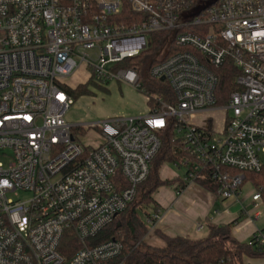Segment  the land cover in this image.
<instances>
[{
  "label": "built area",
  "instance_id": "1",
  "mask_svg": "<svg viewBox=\"0 0 264 264\" xmlns=\"http://www.w3.org/2000/svg\"><path fill=\"white\" fill-rule=\"evenodd\" d=\"M163 32L148 80L168 83L173 100L125 65ZM228 60L236 89L218 103ZM83 65L95 82L129 85L154 104L140 117L71 123L65 80ZM215 110L226 112L222 131L191 122ZM85 125L100 129V144L78 142ZM170 127L186 153L174 162L185 168L180 190L205 182L238 198L246 173L264 168V0H0V157L11 153L0 161V264H126L121 240L88 241L135 201ZM19 192L29 197H10ZM262 200L256 189L254 208ZM68 235L79 244L70 257L61 250Z\"/></svg>",
  "mask_w": 264,
  "mask_h": 264
},
{
  "label": "trees",
  "instance_id": "2",
  "mask_svg": "<svg viewBox=\"0 0 264 264\" xmlns=\"http://www.w3.org/2000/svg\"><path fill=\"white\" fill-rule=\"evenodd\" d=\"M192 1L196 7H203L211 2V0ZM167 35L164 32L152 34L151 46L148 51L129 58L125 65L134 67L138 65L141 80L147 86L152 85L155 88L153 90L158 92L162 99L173 100L174 93L168 83L158 82L152 84L148 80L149 68L152 63H155L156 55L166 44ZM174 43L172 42L173 52L184 50L182 47L175 46ZM217 74L219 78L218 103H224L229 94L236 89L234 76L238 74V70L234 69L233 63L228 60L217 71ZM94 83L96 82L90 78L86 83L79 84L77 87L67 86L66 90L74 98V101H77L82 96L90 93L89 87ZM181 145L182 143L175 135L173 127L162 134L161 149L152 161L148 178L138 185L135 201L125 211L119 213L95 237L89 239L88 243L94 246L111 239L121 240L124 244V251L119 261H125L126 264H247L246 259L264 258V239H259L257 233L247 242L240 241L233 235L232 228L239 218L229 223H209L208 234L202 238L180 235L170 236L160 229H155V234L165 244L163 246H146V248H142L145 237L151 229L143 218V214L146 217H152V214L159 210V204L154 199V193L164 185L184 186V182L179 176L172 179H163L159 174V169L164 163H174L186 154L179 149ZM246 180L260 190L264 200V168L259 172H247ZM199 185L211 192L216 190L209 183L201 182ZM78 248V241L72 235L66 236L61 246L62 252L68 257Z\"/></svg>",
  "mask_w": 264,
  "mask_h": 264
},
{
  "label": "rangeland",
  "instance_id": "3",
  "mask_svg": "<svg viewBox=\"0 0 264 264\" xmlns=\"http://www.w3.org/2000/svg\"><path fill=\"white\" fill-rule=\"evenodd\" d=\"M214 1V0H211ZM92 67H87L86 65L81 66L77 69L70 77H68L65 82L71 87H77L79 84L86 83L91 77ZM144 85L143 80H141ZM150 81V80H149ZM152 84H157L154 81H150ZM149 83V84H151ZM148 87L154 91L155 89L152 85ZM90 93L82 96L74 105L69 109L66 114V118L73 124L79 125L84 123L98 122L108 119L109 117H119L122 119L129 117H140L147 114L148 108L151 104H148L144 94L129 85L119 83L115 80L96 82L90 85ZM155 92V91H154ZM159 96L160 94L156 92ZM154 103V102H153ZM226 117V112L223 110L215 111H205L195 115L191 122L196 125L206 126L211 125L216 131H222L224 128V120ZM211 118L209 122L208 119ZM76 139L84 147H95L102 141V136L100 129H96L89 126H84L75 130ZM11 153L7 152L6 156L0 157V161L8 165L10 162ZM185 173V168L183 166H176L174 163H164L159 169L160 176L165 178H175L183 177ZM176 185H164L161 186L155 193V197L163 201V204L170 205L172 199L176 196ZM256 192V188L245 184L243 187L242 194L239 195L238 201L229 200L227 205H224L227 200H218L217 210H227L231 212L230 214H236L239 216L241 211H247L251 215L255 211L261 213L260 219L257 224H261L264 220V200L262 204L257 209L254 208V203L252 201V195ZM10 197L21 200H25L29 197L27 193L19 192L17 194H12ZM173 202V201H172ZM177 208V207H176ZM175 208V209H176ZM151 211V209H149ZM183 211V210H180ZM187 215V214H186ZM188 216V215H187ZM143 218L147 221L150 217H146L143 214ZM151 229L145 237V243L142 248L146 246H156L157 242L153 241L158 237L155 234V226L149 224ZM207 230V229H206ZM206 230L199 233V235H204ZM159 238V237H158ZM161 239V238H160Z\"/></svg>",
  "mask_w": 264,
  "mask_h": 264
},
{
  "label": "crops",
  "instance_id": "4",
  "mask_svg": "<svg viewBox=\"0 0 264 264\" xmlns=\"http://www.w3.org/2000/svg\"><path fill=\"white\" fill-rule=\"evenodd\" d=\"M249 185L253 186L250 182ZM176 189L177 197L172 199L173 202L171 201L170 205L165 206L163 201L159 200L154 195V199L159 204L158 212L161 213V218L155 224V228L160 229L167 235L202 238L208 234L209 223H229L237 218L239 219L234 224L232 232L238 240L247 242L255 233L258 232H263L264 235V220L261 224H257L261 213L258 218H255L254 214L251 215L247 211H241L239 216H236V214L231 215V212L227 210L219 211L217 210V208H219L218 200L221 199L224 201V199H222L215 192L208 191L199 184H193L183 190H180V187H177L176 185ZM242 192L243 188L240 194H242ZM229 200H233L231 201V203H233L234 201H238V198L227 199L224 205H227ZM261 204L262 202L260 205ZM201 226L202 228H200ZM204 230H206L205 234L200 236L199 233ZM153 241L157 242L156 246H163L165 244L164 241L158 237H156ZM246 263L264 264V258L246 259Z\"/></svg>",
  "mask_w": 264,
  "mask_h": 264
},
{
  "label": "water",
  "instance_id": "5",
  "mask_svg": "<svg viewBox=\"0 0 264 264\" xmlns=\"http://www.w3.org/2000/svg\"><path fill=\"white\" fill-rule=\"evenodd\" d=\"M161 80H162V81H164V80H165V78L163 77Z\"/></svg>",
  "mask_w": 264,
  "mask_h": 264
}]
</instances>
